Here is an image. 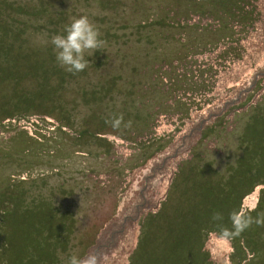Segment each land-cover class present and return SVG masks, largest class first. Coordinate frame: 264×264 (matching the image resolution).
I'll return each instance as SVG.
<instances>
[{
  "label": "rangeland",
  "instance_id": "rangeland-1",
  "mask_svg": "<svg viewBox=\"0 0 264 264\" xmlns=\"http://www.w3.org/2000/svg\"><path fill=\"white\" fill-rule=\"evenodd\" d=\"M167 5L174 10L175 16L189 18L192 27L186 25L184 30L137 29L138 24L158 19ZM190 7L189 0H0V13L6 16V21L15 19L23 25H20L21 30L26 29L21 34H9L7 29H0L1 111L8 108L7 101H13L15 95H29V100L46 95V99L35 103L40 102V107L50 112L55 120L66 114L71 122L69 130L64 131L66 135L55 134L53 127L57 123L50 117L42 123L34 115L26 121H4L0 125V195L9 189L7 194H18L15 203L0 209L6 212L17 208L16 212L22 213L23 232L28 231L27 222L38 227L41 225L39 218L24 214V209H34L46 198L52 199L73 218L67 221L64 230L70 231L68 244L60 246L54 253L48 252L49 255L39 264H68L71 255L83 258L90 253L97 254L98 264H128L129 256L136 251L139 234L134 215L138 212L136 218H141L156 211L163 202L172 173H176V165L190 157L192 146V151L197 149L199 155L204 154L201 163L214 157L211 160L222 174L227 162L233 164L242 154L243 127L255 112V106L264 105L262 93L257 94L251 103L247 102L256 87L259 89L264 85V22H256L246 29L245 33L252 34L242 33L246 39L239 42L232 35L233 31L227 32L223 25L218 33L213 32L211 24L214 22L210 21V24L209 20L200 19ZM81 15L89 17L106 43L91 56L85 53L88 66L84 71L72 74L58 64L50 40L54 35L64 34L65 25ZM261 15L260 20L264 19L263 11ZM173 35L179 37L184 48L197 51V55L204 52L205 57H214L208 50L222 43L224 36L228 37L229 49L234 45L245 50L243 57L240 55L238 62L231 67L228 64L221 67L222 63H219L212 70L209 81L215 95H219L221 103L214 105L218 108L212 111L194 108L189 114L184 107L169 109V112H176L180 108L177 114L182 115L170 117L166 125L162 122L158 132L168 133L162 143L164 152L146 162H143L145 154H141L144 149L132 144L136 140L111 135L103 137L106 142L85 137L78 139L81 136H77V132L83 129L133 139L136 134L132 131L137 135L142 133L144 124L138 123L134 115L152 111V99H159L157 94L149 92L152 72L155 74L160 69H152V63L160 65L158 62L164 59L161 65L174 68L192 61V56L185 52L178 54L180 46L171 39ZM200 47L204 48L203 51L199 50ZM42 70L46 71L44 78ZM140 71L145 72L140 74ZM146 84L149 89L144 88ZM223 90L228 93L223 95ZM247 103L248 106L243 108ZM237 108L240 109L226 116L229 110ZM121 113L124 121L131 120L132 125L130 128L121 125L115 130L106 120ZM224 114L227 120L223 133L208 134V124L218 122V117ZM201 135L205 139L197 143ZM147 154L152 155L150 148ZM160 160L166 161L167 166L165 169L162 165L165 172L155 178L152 168ZM27 175L35 177L34 180L27 179ZM22 178H26L25 181L16 187L11 186ZM260 188L257 187L243 201L242 210L256 205ZM136 209V213L131 214ZM49 213L45 211V218L53 217ZM19 218L18 214L11 219L17 222ZM48 225V230L56 232L55 221H49ZM11 227H15L11 222H0L4 231L12 230ZM0 237H4L2 232ZM38 238L32 233L33 240L26 250L28 254L33 253V248L34 254L44 252L37 246ZM145 240L151 246L142 248L144 264H157L152 237L146 236ZM50 243H56V237ZM204 249L212 264H237V259H231V244L219 240L214 234L206 238ZM13 259L7 253L5 258L0 256V264H22L12 262Z\"/></svg>",
  "mask_w": 264,
  "mask_h": 264
},
{
  "label": "trees",
  "instance_id": "trees-1",
  "mask_svg": "<svg viewBox=\"0 0 264 264\" xmlns=\"http://www.w3.org/2000/svg\"><path fill=\"white\" fill-rule=\"evenodd\" d=\"M189 2L192 13L198 15L200 19L209 20L210 24V21L214 22L213 25L211 24L213 32H217L223 25V29H226L227 32L229 30L233 31L232 35L239 42H243L246 39V36L242 35V33L250 34L245 33L246 29H250L256 22H264V19L260 20L262 11L264 12V0H189ZM168 6L165 7L163 14L158 19L138 24L137 29L144 30L147 27H152L153 29L173 28L175 30H184L186 25L192 27L188 23L189 18L175 16L174 10ZM7 13L5 12L6 15ZM20 25L23 26L20 24V21L15 19L7 22L6 16L3 17L2 12L0 13V29H7L9 34H21L26 29L23 30L22 28L21 30ZM178 38L174 35L171 36L173 42L180 46L178 54L185 52L189 56H192V61L190 60L183 65H175L174 68L170 67V65H161V62L165 61L164 59L158 62L160 65L156 62L152 63V69L154 67L160 69L155 74L152 72V88L150 87L149 89L147 84L144 88L149 89V92L153 94H157L159 99H152V111L143 115L137 112L134 115L138 123L144 124L142 133L137 135V133L132 131V133L136 134V137L133 139L126 135L105 134L98 131L90 132L89 129H83L77 132V136H81L78 139L85 137L88 139L92 138L93 141L106 142V139L103 137L111 135L119 139L136 140V143L132 144H135L138 149L139 147L144 149L141 154H145L146 160L143 162H146L154 155L159 156L164 152L165 147L162 143L168 136V133L166 131L159 133L158 129L162 125V122H165L166 125L170 117L176 116L177 118V111L180 108L176 112H169V109L176 106L184 107L185 111L189 114L194 108L200 111L204 109L212 111L218 108L214 105L215 103H221V101L219 100V95H215L213 87H210L212 82L209 81L212 70L219 63H222L221 67L227 64L231 67L235 62H238L240 55L243 57L242 53L245 50L234 45H232L233 49H229L228 37L224 36V39L222 38L221 40L222 43L219 42V45L215 49L208 50L210 55L214 54V57H205L204 52L197 55V51L184 48ZM248 43L249 40L247 41ZM200 48L199 50L203 51L204 48ZM215 58L217 59L216 61ZM50 60L56 63L54 58H50ZM143 72L145 71H140V74ZM41 74L44 78L46 71L42 70ZM63 76L62 80H65ZM227 93V91H222L223 95ZM260 93L264 94V85L259 89L256 87L253 96L247 102L251 103L255 96ZM33 98L35 99L29 100V95H15L13 101L8 100V108L1 111L0 107V125L4 121H26L34 115L39 117L38 120L41 123L45 122L49 117L55 120L50 112L40 107V102L35 103L36 100L42 101L47 96L44 95L38 98L34 96ZM228 100L232 101L231 99ZM249 103L243 105V108H246ZM197 105L200 106L196 107ZM139 106L142 105L139 103ZM240 108L229 110L225 114L228 116ZM254 109H256L255 112L249 116L241 134V141L244 144L241 149L242 154L235 159L233 164L227 162L224 174L220 173L214 166L215 161L211 160L214 157H210V160L206 163H201L200 159L204 158V154L199 155L200 151L197 149L192 151L194 148L192 146L190 148V157L176 165V173H172L163 202L157 208L155 207L156 211L152 212V214L148 212L142 215L141 218H136L137 209L131 212V214L136 213L133 219L134 221L137 220L136 224L139 227V234L136 251L129 256L128 264H144L141 255L142 248L143 246H151L145 240L146 236L148 238L152 237V250L157 251V264H212L209 253L204 249L206 238L210 234L216 235L218 231L217 225L231 228L229 213L236 209L243 211V201L252 195L257 187L261 188L259 189L255 210L253 208L247 210L254 218L258 213L264 212V105L257 104ZM34 112L36 114H32ZM225 114L218 117L220 119L218 122L208 124L206 128L208 134L223 133L227 120L224 117ZM181 115H178V117H181ZM55 121L57 123L56 127H53L55 134L59 133L63 135L62 133H64L66 135L64 131L69 130L71 125L69 116L63 114ZM150 121H152V125L148 126ZM59 125L61 126L60 129L58 128ZM202 139H205V137L203 138L201 135L197 143ZM149 148L150 151L152 150V155L147 154V149ZM225 158L228 160V157L225 156ZM164 160L156 162L157 164L152 168L155 178L165 172L167 165ZM162 165L165 169L161 167ZM27 177L29 176L27 175ZM34 178L29 177L27 179L32 181ZM25 179L22 178L11 186L16 187V185L22 183ZM9 191H5L4 195H0V208L8 207L11 202L15 203L18 194H7ZM158 193L159 189L156 190V194ZM16 210L17 208H12L10 211L4 212L0 209V222H11L15 226L14 228L11 227L12 230L7 231L0 228V232L4 235L3 238H1L2 236L0 237L1 257L5 258L8 253L9 256L14 257L12 262L22 264H35L36 262L39 264L43 263L41 260L45 259L50 252L54 253L53 251L56 252L60 246L68 244L67 240L69 239L70 231L64 230H66L67 221L70 222L73 218L52 199L46 198L44 201L36 204L34 209H30L29 207L24 209V214L39 218L40 220L38 221L41 223L38 227L36 224L27 222L25 224L28 229L27 232L21 230L20 221H23L24 217L22 213L16 212ZM45 211L50 212L49 214H52L53 217L45 218ZM215 211L223 214V220L213 221L211 219ZM18 214L20 218L17 222H13V217L18 216ZM39 216H44V218H40ZM49 221L57 223L58 228H56V232L48 230ZM30 231L34 235L39 236L37 246H40V249L44 251L43 253L38 252L34 254V248L32 250L33 253L28 254L26 251L30 240H33L31 239L32 233L27 234ZM195 234L197 239L194 240ZM55 237L56 243L51 244L50 240ZM20 242L22 243L21 246H19ZM25 244L26 246H24ZM230 244L232 246L231 259H237V264L247 259L249 251L255 253V258L249 260L248 264H264V226L253 224L239 237L231 240Z\"/></svg>",
  "mask_w": 264,
  "mask_h": 264
},
{
  "label": "clouds",
  "instance_id": "clouds-1",
  "mask_svg": "<svg viewBox=\"0 0 264 264\" xmlns=\"http://www.w3.org/2000/svg\"><path fill=\"white\" fill-rule=\"evenodd\" d=\"M50 43L53 45L58 64L67 72L77 74L84 71L89 64L85 58V53L91 56L95 51L101 50L106 41L101 38L99 29L89 17L81 15L73 17L71 22L65 25L64 34L52 36ZM106 123H109L115 130H119L121 125L126 128H130L132 125L131 120L124 121L122 113L106 120ZM242 147L240 146V149ZM253 210H255V206H253ZM211 219L221 221L223 220V214L215 211ZM229 220L231 228L217 225L218 231L216 232V237L226 244H230L231 240L239 237L253 224L264 226V212L258 213L254 218L247 209L243 211L236 209L229 213ZM229 251H232V249H229ZM254 258L255 253L249 251L243 264H248V261ZM68 264H98V256L96 253H90L86 257L80 258L73 254L68 258Z\"/></svg>",
  "mask_w": 264,
  "mask_h": 264
}]
</instances>
